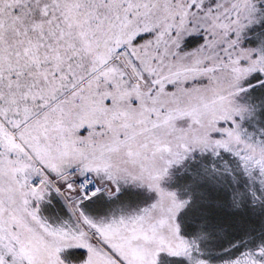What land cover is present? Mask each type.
Segmentation results:
<instances>
[{
  "label": "snow or ice",
  "instance_id": "obj_1",
  "mask_svg": "<svg viewBox=\"0 0 264 264\" xmlns=\"http://www.w3.org/2000/svg\"><path fill=\"white\" fill-rule=\"evenodd\" d=\"M0 264H264V0H0Z\"/></svg>",
  "mask_w": 264,
  "mask_h": 264
}]
</instances>
